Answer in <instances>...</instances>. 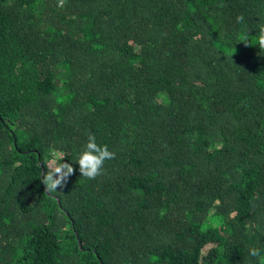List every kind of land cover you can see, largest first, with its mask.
I'll list each match as a JSON object with an SVG mask.
<instances>
[{
	"label": "trees",
	"instance_id": "16d2710c",
	"mask_svg": "<svg viewBox=\"0 0 264 264\" xmlns=\"http://www.w3.org/2000/svg\"><path fill=\"white\" fill-rule=\"evenodd\" d=\"M260 23L264 0H0V264H262ZM89 134L116 153L95 179ZM52 151L75 172L48 193Z\"/></svg>",
	"mask_w": 264,
	"mask_h": 264
},
{
	"label": "clouds",
	"instance_id": "9594fccd",
	"mask_svg": "<svg viewBox=\"0 0 264 264\" xmlns=\"http://www.w3.org/2000/svg\"><path fill=\"white\" fill-rule=\"evenodd\" d=\"M243 19L242 15L237 17L238 21H243ZM257 28L256 44L260 50H264V23L258 24ZM243 43L245 45H252L248 42L247 37L244 38ZM50 157L48 170L41 178V183L45 186V192L48 193L57 191L58 187L63 188L69 177L75 172L71 163L63 162L64 159L59 152L52 151ZM115 157L116 153L114 151L109 150L106 144H97L96 137L89 134L83 151L77 156L76 163L79 165V172L82 176L88 179H95L97 176L103 174L102 170L105 162L115 159ZM249 255L261 258V262L264 264V256H262L260 249L255 247L250 248Z\"/></svg>",
	"mask_w": 264,
	"mask_h": 264
}]
</instances>
